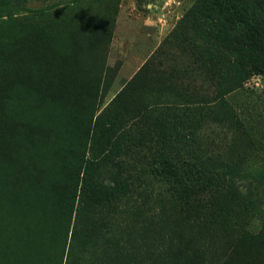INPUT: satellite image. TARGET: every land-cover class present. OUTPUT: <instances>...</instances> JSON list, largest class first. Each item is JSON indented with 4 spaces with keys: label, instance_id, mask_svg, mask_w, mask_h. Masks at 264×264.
I'll use <instances>...</instances> for the list:
<instances>
[{
    "label": "rangeland",
    "instance_id": "1",
    "mask_svg": "<svg viewBox=\"0 0 264 264\" xmlns=\"http://www.w3.org/2000/svg\"><path fill=\"white\" fill-rule=\"evenodd\" d=\"M195 2L9 0L0 15V68H26L28 78L26 88L0 81V107L51 133L17 148L0 143L9 157L6 164L0 153V264H171L162 239L187 227L179 194L160 172L163 160L178 164L184 184L209 178L217 195H228V219L214 239L182 249L201 260L178 264H264V252L227 254L221 237H264V77L251 73L244 50L203 34L193 22ZM241 2L264 24V0ZM76 102L95 104L96 115L113 104L109 116L118 120L120 107L145 108L156 140L143 147L135 132L114 141L122 198L107 210L85 195L72 241L75 214L65 212L54 186ZM98 148L86 145V158L98 157Z\"/></svg>",
    "mask_w": 264,
    "mask_h": 264
},
{
    "label": "trees",
    "instance_id": "2",
    "mask_svg": "<svg viewBox=\"0 0 264 264\" xmlns=\"http://www.w3.org/2000/svg\"><path fill=\"white\" fill-rule=\"evenodd\" d=\"M8 2L9 0H0V15L5 13ZM193 22L207 38L232 49L244 50L251 73L264 77V24L257 23L250 16L241 0H196ZM5 69L0 68V81L6 84V89L15 87V84L21 88L27 87L26 68L13 72ZM16 95H21V92L18 91ZM67 97V94L55 96L61 101H65ZM112 105L96 115L95 104L93 106L79 105V102L72 104L77 122L73 127L69 125L66 131L72 137L61 156L59 179L54 186L57 194L64 200L65 212L75 214L72 241L75 231L81 229L80 214L86 207L85 195L92 198L91 202L95 207L107 210L111 209L115 201L118 202L122 198L123 162L116 160L111 154L114 141L120 137L129 138L135 132L143 140L140 142V145H145L143 147L153 144L156 140L149 138L147 134L149 130L145 125L147 109L136 108L130 111L126 107H120L122 115L125 116L118 120L109 116ZM9 117L0 107V143L6 144L7 141L17 148L20 141L32 145L35 139L40 140L45 134L51 133L49 128L45 127L40 131L30 129L19 120ZM88 144L99 146L98 157L86 158L88 153L83 149ZM0 153L1 159L7 164L8 154L2 151ZM160 172L172 182L170 190L179 194L176 201L181 208L177 213L187 227L170 230L162 239L169 246L164 250L163 258L171 264H178L184 260L198 263L201 260L198 256L191 252L190 257L185 258L181 255L182 249L192 248L202 239L207 242L214 239L216 236L214 228L228 219V215L224 214L228 195L226 192L217 195L209 178L199 187L191 181L184 184L180 181L182 176L176 163L163 160ZM106 174L113 175V178L105 179ZM106 180L108 182L104 184ZM199 188H202L200 192ZM78 189L80 196L77 202ZM222 234L221 237L225 240L224 247L229 255H234L238 251L243 259H249L252 255L264 252V237L261 234L245 235L241 238Z\"/></svg>",
    "mask_w": 264,
    "mask_h": 264
}]
</instances>
